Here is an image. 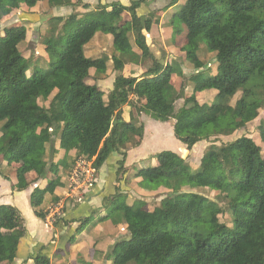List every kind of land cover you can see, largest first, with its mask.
I'll use <instances>...</instances> for the list:
<instances>
[{"label":"trees","instance_id":"16d2710c","mask_svg":"<svg viewBox=\"0 0 264 264\" xmlns=\"http://www.w3.org/2000/svg\"><path fill=\"white\" fill-rule=\"evenodd\" d=\"M146 1L129 6L98 4L82 16L73 12L49 18L42 44L54 60L42 73L20 51L27 36L25 23H15L0 35V133L8 137L7 165L23 163L12 190L23 191L52 172L45 187H36L30 196L35 216L44 220V198L51 195L54 203L58 201L53 195L63 185L61 171L66 167L65 158L53 162L54 138L65 157L74 151L73 160L93 159L98 172L110 154L116 152L125 159L126 151L140 144L142 114L163 123L173 119L174 137L188 150L200 141L210 145L196 172L187 162L177 160V164L172 151H163L155 163L134 174L140 183H152L168 195L150 210L134 208L139 201L121 200L114 207L128 235L116 242L113 264H264V150L244 138L215 144L218 138L230 137L254 123L262 109L264 0L184 1L174 17L186 30L185 61L195 70L203 68L198 56L200 38L215 57L214 74L203 76L199 71L191 75L192 92L184 97L171 86L173 68L161 66L147 46L145 33L151 31L152 21L137 13ZM38 2L0 0V20L22 6L34 8ZM40 2L48 8H89L81 0ZM160 12L152 15L160 17ZM98 32L111 37L115 78L108 92L87 82L101 80L107 71L103 56L85 54L86 45ZM133 61L148 65L141 78L125 71ZM208 90L216 91L215 102L200 103L199 93ZM53 92L55 99L45 108L39 99L46 101ZM182 97L183 105L175 111ZM126 105L130 106L127 122L121 111ZM258 136L264 144V124ZM124 159L119 162L121 176ZM193 189L212 190L216 198L185 192ZM226 211L230 225L219 220ZM89 221L84 220L82 226ZM24 222L17 208L0 205V264L15 259L18 242L26 233ZM33 261L51 264L40 254Z\"/></svg>","mask_w":264,"mask_h":264},{"label":"crops","instance_id":"0c3cea01","mask_svg":"<svg viewBox=\"0 0 264 264\" xmlns=\"http://www.w3.org/2000/svg\"><path fill=\"white\" fill-rule=\"evenodd\" d=\"M84 4H88L89 8L84 9L82 7L76 8L75 11L72 7H61L58 11L61 12V17H67L71 13L75 12L78 15H83L90 10H93L98 4H110L112 2H120L124 6H129L127 4V0H81ZM158 1V0H155ZM161 1L160 5L162 6L164 2L167 0H159ZM158 1V2H159ZM167 3L170 7L168 11L172 10V2L173 0H168ZM185 0H181L182 4ZM181 4V5H182ZM55 13V8H50ZM158 10H161L158 9ZM20 11V12H19ZM17 11V16L15 17V13L12 14L13 22L20 21L25 23L24 21L32 22L31 17L36 16L35 8H26L22 6L20 10ZM157 11V10H155ZM154 11V12H155ZM57 12V11H56ZM153 12L148 14L147 16H151ZM167 13V12H166ZM165 8L160 12L161 24H163L165 19ZM142 16V15H139ZM146 17V16H144ZM9 20V19H8ZM7 21V20H6ZM28 23V22H27ZM7 26V25H5ZM4 26V27H5ZM169 35V33H167ZM151 34H148V38L146 42L151 46L154 44ZM146 37V36H145ZM94 42L92 46L95 48L101 47L103 41H107L109 48L112 46L111 37L105 38L103 34L97 33L95 34ZM89 44V43H88ZM87 44V45H88ZM97 44V45H96ZM162 45V44H161ZM167 49H173L170 45L163 44ZM85 47V53L87 50ZM87 56V55H86ZM156 58H159L158 53H155ZM88 57V56H87ZM96 57V56H95ZM182 60L180 63L183 65V75L185 78H189L191 75L196 74L200 70H195L188 62L185 61L184 55L182 56ZM111 62V60H110ZM108 65V64H106ZM206 70H201V72H205ZM146 71V70H144ZM144 71L140 68L138 74H132V77L141 78ZM115 75H113V79L110 83V87H105L103 85L97 84L98 81L103 82L104 79L92 82H87L89 84H96L100 87L104 92H108L112 89L113 81ZM91 79V78H90ZM205 93V92H204ZM46 100V105L41 104L45 108H49L51 101ZM44 102V103H45ZM201 103V102H200ZM203 104V103H202ZM122 118L126 122L130 120V106L126 105L121 108ZM147 117V122L143 121V118H139L140 122L144 126V134L140 144L136 147H133L126 151L125 159L119 153L110 154L104 164L97 172V182L93 185L90 190L86 193V195L81 198L78 202H71L64 200V192L65 185L64 182L69 175L73 167V158L75 152L72 151L67 154L65 153L61 156L58 154V158H53V162L55 160H60L65 158L66 167H64L61 171V181L63 185L58 187L54 191L55 197L58 198V201L54 203L52 201L51 195H46L42 204V209L46 212V217L44 220L38 219L33 209L30 205V196L33 190L38 187L42 189L46 184H43V180L39 179L38 181L29 185V187L23 191H13L12 187L17 181V175L19 170L23 167V163L16 161L12 163L10 166L7 165V144L8 137L6 135H1L0 133V205H9L15 207L19 210L20 214L24 218V227L26 229L25 235L19 240L15 259L11 264H34V258L40 254L49 258L51 264H113L112 260L107 259L105 252L107 247L116 244L119 240L126 238L127 233L125 230V224L121 221L120 216L115 212H113V207H109V204L119 195H127L129 196L128 204H132V201H136L140 198L146 199V197H151L152 192L145 193L138 187V184L141 182V179L134 178V174L130 175L128 173V168L131 164L144 159L146 156L150 157L145 153V147H149V142L151 140H159L162 138L161 132L157 133L156 125H164L165 122H159L155 120H151V118L145 114ZM170 134H166L169 137L170 142H172L173 148L172 151L176 152L175 146L180 145L179 141L174 137L173 126H171ZM51 132V130H49ZM164 135V134H163ZM164 135L163 138L166 136ZM52 139V138H51ZM178 141V142H177ZM58 143V140L54 138L53 146L55 143ZM205 141H200L192 147V150L195 147L200 146L201 156L199 157V163L195 164V166L200 165V159L204 153V150L208 147L209 144H204ZM203 144V146H202ZM206 145V146H205ZM181 150L187 151L186 159L192 158L191 150L189 151L185 145H180ZM173 152V153H174ZM49 153V145L46 146V157L48 160ZM182 155V152H181ZM124 159V173L123 175H119V162ZM59 161L57 163H60ZM191 166V165H190ZM17 172V173H16ZM30 178L33 176L30 175ZM161 194L167 193L165 189H160ZM159 193L156 198H158ZM113 208L110 214V217L105 221H99L100 218H104V216H100L92 220L93 215L96 211L99 210H108ZM60 214V217H56V222L52 225L48 224L50 216H56ZM86 219L90 221L86 224L94 225L91 228H87L82 226V222ZM116 219V220H115ZM113 220V221H112ZM115 220V221H114ZM120 220V221H119ZM81 228L84 230L80 231ZM98 243L100 245L98 246ZM111 252H114V249ZM109 250V252H110ZM116 252V251H115Z\"/></svg>","mask_w":264,"mask_h":264},{"label":"rangeland","instance_id":"374dc122","mask_svg":"<svg viewBox=\"0 0 264 264\" xmlns=\"http://www.w3.org/2000/svg\"><path fill=\"white\" fill-rule=\"evenodd\" d=\"M41 0H39L38 4L34 7L35 8V12H36V16L35 17H31L30 19L32 20V22L29 21H24L25 22V26L27 29V36H26V40L24 42H22L19 46L21 53L23 54L24 58L29 60L30 63L32 64V66H36L38 71L40 73L44 72L47 67L49 66V63L51 61L54 60V58L45 50L44 45L42 44V40L44 39L45 36H47L46 34L47 32V24H48V19L51 17H56L57 15H60L61 12L58 11L59 8H55V13L53 15V12L50 8H48L44 2H40ZM120 1V0H117ZM137 0H127V4L130 5L131 3L135 2ZM159 1V0H158ZM155 1V0H147L144 4H141L139 9L137 10L138 15H142V16H147L148 14H150L151 12H154L155 10H158L161 8L164 9L165 8V19L163 24H161V18L159 17V14L155 13L154 15L150 16V20L152 21V27H151V31L149 33H145L146 39L148 38V34H151L153 41L155 40L153 45H149L147 42V46L150 50V53L153 55V57L159 62V64L163 67H165L167 64H169V66H171L173 68L172 74H171V86L172 88L177 91V92H182L183 97L186 95H189L192 92V88H193V83L191 81L188 80V78H185L183 75V65L180 63V61L183 59L182 56L184 55V51L182 50V48L185 46V36L184 34L186 33L185 27L184 25L177 19L174 17V15L178 12L182 2L181 0H173L172 2V6L173 8H171L172 10L168 11L169 9V5L167 4L169 1L167 0L166 2H164V4L161 6L160 3L161 1ZM171 1V0H170ZM121 2V1H120ZM119 2V3H120ZM20 12V11H19ZM167 12V13H166ZM15 17L17 16V13L14 14ZM12 15V16H14ZM12 16H10L8 19L6 20H0V35H2L4 33V31L11 27L12 25H14L15 23H21L20 21H16L13 22L12 20ZM82 16V15H80ZM28 22V23H27ZM7 25V26H5ZM5 26V27H4ZM99 33V32H98ZM169 33V35L167 34ZM97 34V33H96ZM105 38H108L109 35H103ZM130 37V41L132 43V46H134V40H133V36L132 34H129ZM94 38L89 42L86 50V55L90 58L95 57V56H103V58L106 60V64L107 65V71L106 74L103 76L104 81L100 82L98 81L97 84L103 85L105 87H110V83L113 79V75H115V72L112 70V62H110V56H111V52H112V47L109 48L107 41H103L101 42L102 46L95 48L92 46V43L94 42ZM168 44L170 45L173 49H167V47H165L163 44ZM162 44V45H161ZM97 45V44H96ZM198 56L199 59L201 61V63L204 65L203 68L201 70H206L207 71L203 72L202 75L203 76H209V75H213L215 72V57L213 54L208 53L207 49H206V44H205V40L203 38H200L198 40ZM134 50H136V48L134 47ZM155 53H158L159 58H156ZM148 65L147 64H140L137 62H132V63H128L126 65V72L130 73L131 75L133 74H138L140 68L144 71L146 70V67ZM200 70V71H201ZM145 72V71H144ZM28 75H30L28 73ZM143 75V74H142ZM94 81L93 79H88V82H92ZM95 82V81H94ZM205 92V93H204ZM202 93H199V102L206 104V105H210L212 103L215 102L216 100V91L215 90H208V91H204ZM55 94L56 92H53L48 98L47 100H51L52 98L55 99ZM183 97L178 100L175 103V111H178L179 108L183 105ZM43 98L39 99V103L40 104H45L47 102H45ZM140 118H143L144 122H147V117H145L143 114L140 116ZM152 120V119H151ZM153 121V120H152ZM143 123V122H142ZM174 124V120L173 119H169V121L165 122L164 125H156V131L157 133L161 132L164 135H168L171 132V126H173ZM264 124V102L262 103V109L259 112V116L258 118L255 120L254 123H251L250 125H248L245 129L243 130H239L236 133H234L232 136L230 137H220L218 138V140L215 142L216 145H221V144H226V143H234L235 141L239 140L240 138H244L245 140H247L249 143H255L256 145L260 146L262 148V150H264V144L261 142L259 136H258V132L259 129L261 128V126ZM0 124V128H1ZM41 130L42 129H38V133L39 135H41ZM144 134V133H143ZM163 134H161L162 138L159 140H151L152 142H149V147L147 148L145 147V153H147V155H150V157L146 156L144 159L139 160L133 164H131L128 168V173L130 175L135 174L141 167H145L148 165H151L153 163H155V159H156V155L159 154L160 152L163 151H172L171 149L173 148L172 142H170L169 137L166 135L163 138ZM210 141H214V138H211ZM178 142V141H177ZM206 143L204 144H209V142L205 141ZM49 143H47L48 145ZM180 145H183L182 143L179 142ZM180 145H176L175 146V150H177L176 152L172 151L175 153L176 156V162L177 160H181L182 162H187L190 166V170L192 172H196L199 169V166H195V164L199 163V157L201 156L200 154L201 152V145L195 147L194 150L191 149V153L192 158H188L186 159V154L188 155L187 151L181 150ZM208 145V146H209ZM203 146V144H202ZM206 146V145H205ZM53 147V153L54 156L53 158H58V154H61V156L64 154V151L59 147L58 143L56 142L54 144ZM190 151V150H189ZM205 151V150H204ZM50 145H49V153H48V159H49V155H50ZM182 152V155H181ZM69 158V155L67 156ZM57 163L58 161L60 162V160H55ZM174 161V162H175ZM180 162H177V164H179ZM177 166V165H176ZM52 172L48 173L47 176L44 177L43 180V184H46L49 180V178L52 176ZM138 187L140 188V190H142L145 193H150L152 192V196L151 197H146V199H138L136 201H139L138 203H136L134 205V208H140V209H146V210H150L156 206H160L161 204V200L164 198V196L168 195L167 193H163L161 194L160 189L163 188H156L154 186V184L152 183H147V182H142L138 184ZM166 190V189H165ZM197 189H193V190H186L185 192H197ZM167 191V190H166ZM159 193V197L156 198L155 196H157V194ZM199 194L205 196L207 199L210 200H215L216 198V193L212 190L209 189H203V190H198ZM121 200H125L127 201V203L130 201L129 200V196L127 195H119L117 196L115 199L112 200V202L109 204V207H117L118 202ZM135 201V202H136ZM134 203V201H132ZM132 203V204H133ZM219 206L224 210L225 208V204L223 202H221L219 204ZM111 208L109 210L105 209V210H99L96 211L93 215L94 218H92V220H94L95 218H98L100 216H104V219H108V217H110ZM219 220L221 223H225L227 225H230V220L231 217L230 215L226 212H224V214L219 216ZM105 221V220H103ZM83 226L87 228H91L94 225L92 224H84ZM84 230V228H81L80 231ZM100 245V243H98V246ZM110 249H114V252H111L112 250ZM110 250V252H109ZM115 251H117V248L112 245L107 247V250L105 252L106 258L112 260L113 255H115Z\"/></svg>","mask_w":264,"mask_h":264},{"label":"built area","instance_id":"2783aa9c","mask_svg":"<svg viewBox=\"0 0 264 264\" xmlns=\"http://www.w3.org/2000/svg\"><path fill=\"white\" fill-rule=\"evenodd\" d=\"M96 182L97 172L93 166V159L87 160L83 157H77L65 180L64 200L78 202ZM60 216L59 213L56 216H50L47 223L52 225L57 221L56 217Z\"/></svg>","mask_w":264,"mask_h":264}]
</instances>
